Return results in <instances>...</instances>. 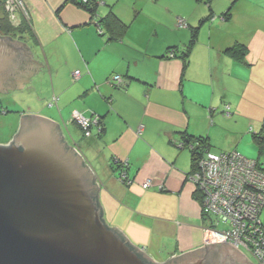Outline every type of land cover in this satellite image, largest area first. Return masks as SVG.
Masks as SVG:
<instances>
[{"label": "crops", "instance_id": "crops-1", "mask_svg": "<svg viewBox=\"0 0 264 264\" xmlns=\"http://www.w3.org/2000/svg\"><path fill=\"white\" fill-rule=\"evenodd\" d=\"M22 1L29 17L18 14L28 24L19 39L38 70L20 90L33 76L43 81L35 113L58 124L94 175L105 222L156 263L202 247L204 220L183 133L207 138L215 153L210 137L239 115L229 95L237 92L238 63L226 49L245 45V74L264 71V0H211L209 11L194 7L190 14L156 9L157 0H131L123 9L116 8L122 0H98L94 18L67 0ZM110 9L128 25L113 40L97 22ZM209 13L185 63L180 56L190 29ZM113 75L121 82L112 85ZM241 90L237 97L246 94ZM77 114L101 116V131L92 122L85 136Z\"/></svg>", "mask_w": 264, "mask_h": 264}, {"label": "water", "instance_id": "water-1", "mask_svg": "<svg viewBox=\"0 0 264 264\" xmlns=\"http://www.w3.org/2000/svg\"><path fill=\"white\" fill-rule=\"evenodd\" d=\"M37 70L19 39L0 37V90L20 88ZM98 192L58 124L22 115L0 144V264H251L228 242L156 263L105 222Z\"/></svg>", "mask_w": 264, "mask_h": 264}, {"label": "built area", "instance_id": "built-area-1", "mask_svg": "<svg viewBox=\"0 0 264 264\" xmlns=\"http://www.w3.org/2000/svg\"><path fill=\"white\" fill-rule=\"evenodd\" d=\"M22 3V0H6L5 9L10 22H19L18 11L22 10ZM178 26H185L182 19H178ZM112 79L121 82L119 75H114ZM75 119L83 129H88L90 119L81 114H77ZM95 120L92 122L95 123ZM252 162L234 152L217 154L209 151L189 178L203 194L202 211L209 222V227L204 231V245L228 242L238 250L252 254L256 259L255 264H264V224L260 218L264 201V176L253 170ZM149 184L151 180L148 179L142 186L146 188ZM250 219L253 220L252 225L247 224ZM222 222L226 224L225 228ZM243 231L248 238L243 237Z\"/></svg>", "mask_w": 264, "mask_h": 264}, {"label": "rangeland", "instance_id": "rangeland-1", "mask_svg": "<svg viewBox=\"0 0 264 264\" xmlns=\"http://www.w3.org/2000/svg\"><path fill=\"white\" fill-rule=\"evenodd\" d=\"M130 2L131 0H122V2L120 1L116 4V8L123 9ZM202 2L203 4L201 5V0H157L153 6L156 9H162L164 6H169L172 11L183 12L185 14H190L194 11V7H199L197 13H199L200 9L203 13L205 12V9L209 11V7L204 0H202ZM253 4L254 1L250 10H253V12L255 10H259V7L257 6L258 4L256 2L254 5ZM149 6V4L146 5L147 8H150ZM20 8L22 10L18 11L19 14H23L26 18L29 17V13L25 8L24 2L20 5ZM147 8L144 7L145 10H148ZM254 21L255 19L252 18L251 24L254 23ZM11 24L13 26L16 24L20 25V23L15 20L13 23L11 22ZM236 63L238 64L235 65V76L241 78L236 77L235 79V86L237 89L235 95L232 96V93L229 95L231 98L233 97L232 101L234 100L233 103L237 106L239 115L235 117V121L234 119H227V123L224 122L220 125L221 127L219 130H216V132L210 137V148L217 154L223 151H236L248 158H258L264 168V145L262 146L263 152L259 154V145L252 137L253 132H259L262 130L261 133H264V71H260L257 68L256 74L246 73V75L243 67L240 65L243 63L238 60ZM79 76L80 74L78 72L77 75L76 73L74 74V77L78 78ZM30 82L31 83H28V88L23 91L20 90V88L8 89L7 92L0 94V144L10 143L18 130L19 121L22 115L37 114L35 113V105L38 104L36 101L38 99L39 89L43 81L41 79L37 80V77L33 76ZM238 88L246 89V94L244 96L237 97L239 93L244 92L242 90L238 91ZM248 99L250 102H247ZM222 115L228 117L230 113H222ZM253 116H258L259 118H255ZM250 118H253V120ZM64 131L66 135H69V132H74V130L70 128L69 132L66 129H64ZM235 198L237 197L235 196ZM260 218L264 224V206L261 210ZM203 220L204 234L205 228L209 227V222L204 217ZM247 224L252 225L253 220L250 219ZM237 231H240V229H237ZM242 235L244 238H248L245 231L242 232ZM242 253L250 263L255 264L256 259L252 256V254L245 251H242Z\"/></svg>", "mask_w": 264, "mask_h": 264}, {"label": "trees", "instance_id": "trees-1", "mask_svg": "<svg viewBox=\"0 0 264 264\" xmlns=\"http://www.w3.org/2000/svg\"><path fill=\"white\" fill-rule=\"evenodd\" d=\"M67 1L75 4L76 6L84 9L85 11H88L91 14L92 18L96 17V15H97V10H96L97 8L96 7H97L98 0H67ZM210 1L211 0H204V2L207 5L210 4ZM5 2H6V0H0V37L8 36V37H11L12 39H19V36L22 33L26 32V28L28 27V24L26 23V20L24 19L20 23L19 26H17V27L13 26L11 24V22L9 21L8 13L5 9ZM209 10H210V8H209ZM211 15H212V13H209L208 15L204 16L203 18H201L199 20L198 24L195 27H192L190 29V38H189L188 42L185 44V47L182 49V53L180 56L184 60L185 63H187L188 55L190 54V52H191V50H192V48H193V46L197 40V37L199 34V29L201 28V26L203 24H205L208 20H210V18L212 17ZM22 16L24 17L23 14H22ZM226 16L227 15L225 14L224 17H226ZM183 21H184L185 26H186V21L185 20H183ZM97 22H98L99 28H102L103 33H104V31L107 33V40H113L115 38H118L121 34H123V32L126 30V28L128 26L127 24H125L124 22L119 20L117 18V16H115V14L113 13V11L111 9L108 11L107 15H105L104 17H98ZM185 26H183V27H185ZM103 28H104V30H103ZM167 50H168V52H170L169 56L173 57L174 56L173 52H175L174 50H176L175 47H169ZM226 51L229 52V54L235 59V61L238 60V61L243 63V59H244V56L246 54L245 45L236 43V44L232 45L231 47H228L226 49ZM171 54H173V56ZM112 77L110 79V83L112 85H114L113 83H117V82H115L114 79H112ZM224 110H225L224 113H230V107L228 105L224 108ZM102 120H103V118L101 116L97 117L95 120L96 122L94 124L96 125L98 132L101 131ZM91 126H92V120L91 119H90L89 127L87 130L83 129L82 126L80 125V127L83 131V134L85 136H88L91 134L89 131ZM261 131L252 133L253 139L259 145V148H258L259 154H261L263 152L262 146L264 145V133H261ZM183 134L184 135H183L182 139L184 140L183 142L186 144V145L185 144L184 145L189 148V151L191 154V166H192L191 174H192L199 168V162L205 156V153L209 152V150H208L209 143L207 141V138H205V137H195V139H192L190 136H189V138L186 137V133H183ZM231 152L236 153L237 155L241 156L245 160H249L251 162L253 161L252 162L253 163V170L256 173L264 176V168L262 167V164L258 160V158L252 159V158H248L246 156H243L236 151H231ZM231 152H226V153H231ZM222 153H224V152H222ZM196 191L198 192V199H200L199 201L201 204L202 216L206 219V217L202 211L203 194L201 193V191H199V189H197ZM263 206H264V201H263ZM263 206H262V208H263ZM262 208H261V210H262ZM221 225L224 228L226 227V224H224L223 222ZM131 247L133 249H135L141 257L144 255L143 253H140L133 246H131Z\"/></svg>", "mask_w": 264, "mask_h": 264}, {"label": "flooded vegetation", "instance_id": "flooded-vegetation-1", "mask_svg": "<svg viewBox=\"0 0 264 264\" xmlns=\"http://www.w3.org/2000/svg\"><path fill=\"white\" fill-rule=\"evenodd\" d=\"M14 26H15V27H17V26H19V25H14ZM1 93H3V91H2V90H0V94H1ZM203 245H204V243H203Z\"/></svg>", "mask_w": 264, "mask_h": 264}, {"label": "bare ground", "instance_id": "bare-ground-1", "mask_svg": "<svg viewBox=\"0 0 264 264\" xmlns=\"http://www.w3.org/2000/svg\"><path fill=\"white\" fill-rule=\"evenodd\" d=\"M173 56V54H171ZM78 153V152H77ZM79 154V153H78ZM80 155V154H79Z\"/></svg>", "mask_w": 264, "mask_h": 264}]
</instances>
